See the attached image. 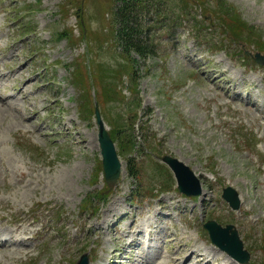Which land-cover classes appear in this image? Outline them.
I'll return each mask as SVG.
<instances>
[{"label":"rangeland","instance_id":"374dc122","mask_svg":"<svg viewBox=\"0 0 264 264\" xmlns=\"http://www.w3.org/2000/svg\"><path fill=\"white\" fill-rule=\"evenodd\" d=\"M166 1L155 55L133 62L112 0H0V264H238L209 220L264 264V0ZM181 7L191 22L174 28ZM96 109L122 163L108 193ZM167 155L201 196L178 191Z\"/></svg>","mask_w":264,"mask_h":264},{"label":"water","instance_id":"95a60500","mask_svg":"<svg viewBox=\"0 0 264 264\" xmlns=\"http://www.w3.org/2000/svg\"><path fill=\"white\" fill-rule=\"evenodd\" d=\"M256 61L264 65V56L260 53L255 54ZM96 118L99 126V143L101 156L103 158V168L106 183L109 187L106 193L111 191L118 182L122 173V163L119 160L115 144L106 128L98 109H96ZM162 161L173 171L179 190L188 196H199L202 194V187L199 178L193 170L172 156H164ZM223 198L230 204L233 210H239L241 206L240 195L232 188L227 187L223 190ZM212 243L226 251L229 255L240 261L242 264H248L250 254L244 249V243L240 238L238 229L234 225L221 226L215 221H209L205 225ZM77 264H90L88 254H84Z\"/></svg>","mask_w":264,"mask_h":264},{"label":"trees","instance_id":"16d2710c","mask_svg":"<svg viewBox=\"0 0 264 264\" xmlns=\"http://www.w3.org/2000/svg\"><path fill=\"white\" fill-rule=\"evenodd\" d=\"M198 1V0H196ZM167 7L166 0H112V8L110 10L112 20L116 29V39L119 46L123 48L125 56L135 62L133 54L140 59L146 61L155 55V45L149 39L152 31L151 21L158 19L161 14V6ZM232 11V9H230ZM167 12H169L167 10ZM176 14V12L174 13ZM190 13L186 8L181 7L180 13L176 14L174 20V28L182 27L185 23L191 22L187 19ZM193 26V31L202 39V44L205 47H211L213 41L207 35L196 30L197 22ZM171 31L174 28H170ZM235 36V35H234ZM234 38V37H233ZM223 51V49L221 50ZM135 168L132 165L130 173L136 175Z\"/></svg>","mask_w":264,"mask_h":264},{"label":"bare ground","instance_id":"6f19581e","mask_svg":"<svg viewBox=\"0 0 264 264\" xmlns=\"http://www.w3.org/2000/svg\"><path fill=\"white\" fill-rule=\"evenodd\" d=\"M9 107H10V106H9ZM14 108H15V107H14ZM15 111H16V110H15ZM26 117H27V116H26ZM47 168H48V167H47ZM50 170H51V169H50ZM38 172H39V171H38ZM38 180H39V179H38ZM156 213H157V212H156ZM149 226H151V225L149 224ZM149 235H152V233L150 232ZM131 237H133V236H131ZM155 237H156V239H158V237H159L158 234H156ZM132 240H133V239H132ZM132 240H131V241H132ZM8 241H9V240L6 239V242H8ZM98 243H99V242H98ZM152 243H153V246L156 247L155 242L152 241ZM129 244H131V242H130ZM148 244H149L148 247L151 248V246H150V237H148ZM139 247H140V246H139ZM154 247H153V248H154ZM145 248H147V246H146ZM122 252H123V251H122ZM131 252H132V251H131ZM113 254H114V253H113ZM149 255H150L151 257H153V255H157V250H154V249H153V250H150ZM176 255H177V254H176ZM196 255H197V254H196ZM200 255H201V254H200ZM177 256H178V255H177ZM201 256H202V255H201ZM104 258H105V257H104ZM172 261H173V260H172ZM146 262H147V264H150L149 259H147ZM157 263H158V262H157ZM139 264H145V263L142 261V259H140V263H139ZM233 264H234V263H233Z\"/></svg>","mask_w":264,"mask_h":264}]
</instances>
